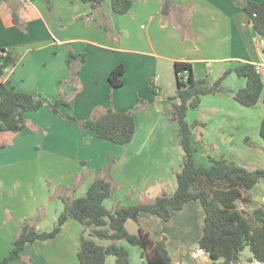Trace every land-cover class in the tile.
<instances>
[{"label":"crops","instance_id":"obj_1","mask_svg":"<svg viewBox=\"0 0 264 264\" xmlns=\"http://www.w3.org/2000/svg\"><path fill=\"white\" fill-rule=\"evenodd\" d=\"M11 1L0 0V49L11 50L16 64L0 80L19 91L42 94L45 100L55 101L63 93L71 108L62 106L61 112L80 120L91 118L96 109L130 111L136 131L130 142L117 144L48 106L27 112L22 120L26 126L19 133L0 130V258L10 253L23 223L40 232L51 230L65 207L61 196L86 195L98 176L116 185L112 197L104 201L110 210L176 191L185 154L178 124L165 111L168 103L149 86L154 83L165 95H176L177 61L190 62L195 77L209 84L232 70L222 81L226 90L202 95L199 107L190 109L186 118L194 123L195 147L196 139L207 148L206 158L238 163L239 150L251 158L239 147L254 139L239 129L254 118L234 98L247 79L234 68L244 62L264 65V38L259 39L241 5L246 0H170L167 14L162 12L164 0H133L125 14L113 10L112 0H103L98 7L82 0H19L15 10ZM71 50L80 57L87 55L77 73L79 90L72 83L62 85L71 74ZM120 63L126 69L124 85L113 87L109 74ZM260 102L264 95L251 107ZM263 116L264 112L258 115L260 125ZM197 154L198 149L196 163ZM204 219L200 200L173 211L169 221L141 212L143 226L151 225L157 239L166 238L172 264L222 263L208 254L193 258ZM130 221L128 231L138 233L139 225L132 228ZM82 231L83 225L69 218L58 236L27 244L21 257L9 264H80ZM121 243L129 250V264H150L139 245ZM107 264L118 263L115 259Z\"/></svg>","mask_w":264,"mask_h":264},{"label":"trees","instance_id":"obj_2","mask_svg":"<svg viewBox=\"0 0 264 264\" xmlns=\"http://www.w3.org/2000/svg\"><path fill=\"white\" fill-rule=\"evenodd\" d=\"M98 7L103 0H82ZM133 0H112V8L118 14L127 13L132 7ZM170 0H164L162 12L167 14ZM244 11L249 16L259 39L264 38V1L246 0L241 2ZM14 22L19 24L14 14ZM1 50L0 78L8 68H13L16 58L11 50ZM87 59L86 53L81 57L70 51L68 62L71 74L68 80H62V85L72 83L75 89L81 88L77 73ZM178 89L174 96L165 95L156 85L149 89L162 96L168 105L165 111L170 119L178 124L179 144L184 149L182 169L177 173L178 187L173 194L164 193L147 203L134 205L118 204L114 209H108L105 199L112 197L116 185L105 177L98 176L92 182L86 195L77 198L61 196L65 207L60 213L54 227L49 231H38L30 223H23L18 236L13 241L10 253L0 258V264H9L21 257L27 244L37 240L54 238L62 231L64 223L73 218L83 225V231L78 251L80 264H107L109 255H114L118 264H129V250L121 243L127 240L139 245L143 255L150 264H172V257L164 240L157 239L152 230L143 226L141 212H150L165 221H169L172 212L180 210L192 200H200L205 209L204 232L199 240V246L205 248L212 259L221 264L239 261L242 251L248 247L252 259L264 260V207L254 209L252 219L239 210L237 202L264 181V168L247 169L223 157L210 156V165H197L196 152L192 134L194 123L187 120L190 109L199 107L202 95L225 91L222 85L224 77L232 70H227L213 84L204 78H196L190 62L175 63ZM123 63L115 66L109 74V82L113 87L124 85L125 73ZM239 76L247 79L245 87L239 89L234 98L242 105H256L264 95V82L257 65L250 62L240 63L234 68ZM48 106L65 119L75 121L83 129H92L97 136L117 144H126L133 139L136 122L130 111H119L113 107L105 110L96 109L94 115L86 120L78 119L71 112H61L60 108H71V103L63 93L55 101L45 100L42 94L34 96L31 93L19 91L9 86L7 81L0 80V130L19 133L25 126L24 116L27 112L39 110ZM197 124V123H195ZM260 135L264 141V116L260 125ZM264 150V146H263ZM111 163L106 166L109 170ZM138 223V233H130L126 227L128 220ZM97 238L98 240H96ZM102 241H108L102 244Z\"/></svg>","mask_w":264,"mask_h":264},{"label":"rangeland","instance_id":"obj_3","mask_svg":"<svg viewBox=\"0 0 264 264\" xmlns=\"http://www.w3.org/2000/svg\"><path fill=\"white\" fill-rule=\"evenodd\" d=\"M239 105V104H237ZM246 109L251 110L252 117L254 118V121L252 124H246V125H240L239 133L248 132V135L251 136L254 140L250 144H245L242 147H239L243 149L242 151H247L251 155V158H247L245 155L240 152V150L237 152L238 156L235 158L238 161V165L244 166L247 169L255 170L258 168H264V150H263V139L260 135V124H259V118L258 115L262 114L264 112V102H260L258 106L255 107H245ZM244 112H241V115ZM250 112H246V114H249ZM195 143L197 145L198 154H197V163L200 165H207L209 164L210 160L207 157L206 158V152L207 148L203 147L198 140L195 139ZM243 143V142H242ZM238 149V148H237ZM247 158V159H245ZM264 192V181H261L257 186H255L251 191H249L245 197L237 202V206L244 215H246L248 218L252 219V212L254 209L263 207V204L261 202V194ZM130 227H137L138 223L135 221H130ZM150 226H147V228H150ZM98 240L97 238H95ZM161 240L166 241V238H163ZM99 241V240H98ZM108 241H102V244H107ZM116 259L114 255H109L107 258V263L112 262ZM252 253L248 247H246L242 253L239 262L242 264H252ZM238 263V261H237Z\"/></svg>","mask_w":264,"mask_h":264},{"label":"built area","instance_id":"obj_4","mask_svg":"<svg viewBox=\"0 0 264 264\" xmlns=\"http://www.w3.org/2000/svg\"><path fill=\"white\" fill-rule=\"evenodd\" d=\"M262 67H264V65L258 64L257 70L259 72H262L261 71L263 69ZM261 202H262L263 207H264V192H262V194H261ZM206 254L210 255V253L205 248L198 246V248L193 253V258L198 259V258H200V256H203ZM251 262H252V264H264V260H261L258 258H253ZM230 264H242V263L239 261H238V263H237V261H232V262H230Z\"/></svg>","mask_w":264,"mask_h":264},{"label":"water","instance_id":"obj_5","mask_svg":"<svg viewBox=\"0 0 264 264\" xmlns=\"http://www.w3.org/2000/svg\"><path fill=\"white\" fill-rule=\"evenodd\" d=\"M19 2H20L19 0H12L10 3V8H12L13 10L17 9Z\"/></svg>","mask_w":264,"mask_h":264}]
</instances>
